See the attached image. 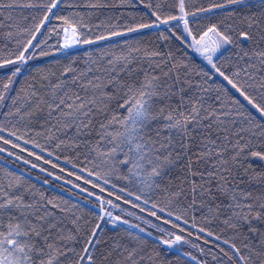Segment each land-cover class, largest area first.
<instances>
[{"label": "snow or ice", "instance_id": "obj_1", "mask_svg": "<svg viewBox=\"0 0 264 264\" xmlns=\"http://www.w3.org/2000/svg\"><path fill=\"white\" fill-rule=\"evenodd\" d=\"M0 264H264V0H0Z\"/></svg>", "mask_w": 264, "mask_h": 264}]
</instances>
